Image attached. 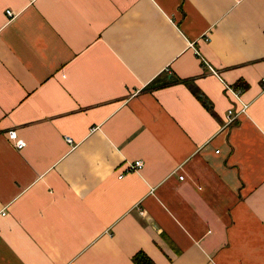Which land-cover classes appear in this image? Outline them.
I'll return each mask as SVG.
<instances>
[{"label": "crops", "instance_id": "0c3cea01", "mask_svg": "<svg viewBox=\"0 0 264 264\" xmlns=\"http://www.w3.org/2000/svg\"><path fill=\"white\" fill-rule=\"evenodd\" d=\"M263 78L264 0H0V264H264Z\"/></svg>", "mask_w": 264, "mask_h": 264}, {"label": "built area", "instance_id": "2783aa9c", "mask_svg": "<svg viewBox=\"0 0 264 264\" xmlns=\"http://www.w3.org/2000/svg\"><path fill=\"white\" fill-rule=\"evenodd\" d=\"M6 14L9 17L13 16L12 10H6ZM262 86L264 87V78L262 79ZM247 106L248 105L244 103L237 110L229 108L226 112V124H231L234 121L236 116H238L240 113L245 112ZM7 136H8V139L13 142L14 146L18 150H21L24 147L25 142L21 137L18 136L16 130H9L7 132ZM65 140L67 142L71 141L70 137H68V136H65ZM142 166H143V161L141 159H135V160L129 162L127 167H128V170H136V169L142 168ZM121 176L122 175H119L118 177H121ZM179 178L182 179L183 176H179Z\"/></svg>", "mask_w": 264, "mask_h": 264}, {"label": "trees", "instance_id": "16d2710c", "mask_svg": "<svg viewBox=\"0 0 264 264\" xmlns=\"http://www.w3.org/2000/svg\"><path fill=\"white\" fill-rule=\"evenodd\" d=\"M164 83V82H161ZM132 260L134 262V264H155L147 255H145V253L143 252H136L133 257Z\"/></svg>", "mask_w": 264, "mask_h": 264}]
</instances>
